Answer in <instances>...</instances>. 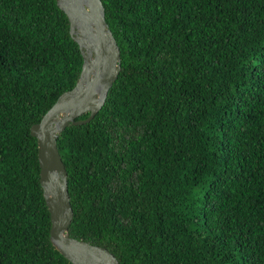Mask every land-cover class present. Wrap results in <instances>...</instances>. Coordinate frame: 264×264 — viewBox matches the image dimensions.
<instances>
[{
  "label": "trees",
  "instance_id": "16d2710c",
  "mask_svg": "<svg viewBox=\"0 0 264 264\" xmlns=\"http://www.w3.org/2000/svg\"><path fill=\"white\" fill-rule=\"evenodd\" d=\"M102 2L122 70L58 140L71 237L120 264H264V0ZM83 62L56 0H0V264H72L30 130Z\"/></svg>",
  "mask_w": 264,
  "mask_h": 264
},
{
  "label": "water",
  "instance_id": "95a60500",
  "mask_svg": "<svg viewBox=\"0 0 264 264\" xmlns=\"http://www.w3.org/2000/svg\"><path fill=\"white\" fill-rule=\"evenodd\" d=\"M56 1L69 20L70 34L84 62L76 86L62 94L30 130L38 144L40 183L51 216L50 240L72 264H120L106 248L71 237L74 211L58 140L70 126L91 122L105 106L122 70L121 51L102 0ZM86 114L90 115L87 120L78 121Z\"/></svg>",
  "mask_w": 264,
  "mask_h": 264
}]
</instances>
